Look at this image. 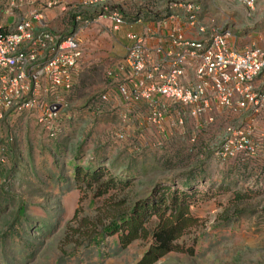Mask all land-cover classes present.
Here are the masks:
<instances>
[{
  "label": "rangeland",
  "instance_id": "obj_1",
  "mask_svg": "<svg viewBox=\"0 0 264 264\" xmlns=\"http://www.w3.org/2000/svg\"><path fill=\"white\" fill-rule=\"evenodd\" d=\"M155 4L148 0L150 12ZM254 5L240 7L224 30L264 50V11ZM85 62L83 77L75 75L72 89L57 97L63 128L56 137L38 124L39 106L8 114L0 123V264L138 262L149 240L121 249L116 235H97L126 206L87 197L78 203L83 195L72 167L88 164L135 179L130 200L143 198L148 180L179 189L187 180L197 192L191 211L198 225L178 241L184 249L194 243V254L172 252L155 264H264V109L228 111L218 124L193 131L187 125L193 116L179 114L183 125L175 122L162 131L126 107L112 109L113 97L99 100L107 89L93 80L104 81L108 73ZM254 90L263 93L264 87ZM55 99L45 95L38 104ZM238 132L256 152L236 150L235 157L218 159L215 153L226 140L238 147Z\"/></svg>",
  "mask_w": 264,
  "mask_h": 264
},
{
  "label": "built area",
  "instance_id": "obj_2",
  "mask_svg": "<svg viewBox=\"0 0 264 264\" xmlns=\"http://www.w3.org/2000/svg\"><path fill=\"white\" fill-rule=\"evenodd\" d=\"M8 1L12 9L15 0ZM234 1L251 7L260 0ZM57 4L58 0H50L46 7ZM191 9L192 6L187 7L188 11ZM112 17L115 24L123 23L122 17ZM188 20L195 26L194 15L191 14ZM44 22L42 13L34 11L28 18L17 21L13 30L0 34V123L8 114L39 106L37 122L50 136H54L62 111L57 97L60 92H68L73 87L81 54L80 38L76 30L66 35H55ZM76 22L82 29L88 27L92 20L77 16ZM198 32L205 33V28L199 26ZM229 37L228 29L213 32L200 41L188 40L181 32H174L170 41L177 50L169 60L167 72H163L162 63L151 71L147 70V55L142 39L132 35L125 65L130 71L129 82L133 86L130 89L125 84L120 85L119 95L134 102L143 99L150 101L153 96L161 97L163 102L151 104L148 116V123L159 129L168 110V101L192 107L189 111L191 116H199L207 111L211 107L210 102L220 109L260 112L264 109V92L255 91L252 82L264 75V50L255 45L238 50L229 44ZM188 59L199 61L196 67L198 82L191 88L180 82ZM155 78L159 80L158 83L153 82ZM45 95L56 99L49 104H38V99ZM99 100L107 101V95H101ZM176 123L182 126L183 118L179 117ZM238 133V147L232 149V141L226 140L215 153L218 159L235 157L236 150L245 151L248 155L256 152L250 140ZM7 140L12 142L13 139L8 137Z\"/></svg>",
  "mask_w": 264,
  "mask_h": 264
},
{
  "label": "crops",
  "instance_id": "obj_3",
  "mask_svg": "<svg viewBox=\"0 0 264 264\" xmlns=\"http://www.w3.org/2000/svg\"><path fill=\"white\" fill-rule=\"evenodd\" d=\"M49 1L15 0V6L10 9L8 0H0L2 27L9 32L13 30L17 21L28 18L31 12L38 11L42 13L47 29L53 34L66 35L78 31L81 54L76 67L77 78L80 74V77H83L84 62L90 59L92 66L100 68L99 73L103 71L108 73L104 81L100 77L93 81L107 89V98H114L112 109L124 112L126 107V111L134 112L135 117H141L147 123L151 104L162 103L163 99L153 96L150 101L143 99L134 102L123 99L118 92V87L122 84L129 86L130 89L133 86L129 82L130 71L125 65V57L132 44V35L142 39L144 52L147 55V70L151 71L158 63H162V71L167 72L169 60L174 57L177 50L170 41V36L174 32H181L188 40H203L213 32L226 28L227 19L237 18L240 14L239 8L243 6L234 0H153L156 3V11L150 12L146 5L148 0H58L57 5L46 7ZM255 5L259 13L264 11V0H260ZM190 6L192 9L188 11L187 7ZM191 14L195 16V26L188 20ZM113 15L122 17L123 23L115 24ZM77 16L89 18L92 22L88 27L81 29L76 22ZM199 26L205 28V33L198 32ZM228 29L230 31V28ZM237 35L238 33L230 35L228 39L233 48L244 50L253 46L254 43L249 44L250 42L246 41L248 39ZM198 64L197 59H188L185 62L180 77V82L185 87L191 88L198 82L196 77ZM153 82L158 83L159 80L155 78ZM262 85L264 87V75L252 82L254 89H259ZM210 105L211 107L198 117H190L192 119H189L190 124L187 125L191 131L193 128H203L207 123L218 124L224 120V115L228 111L237 112L232 109L224 112V109L217 108L212 102ZM167 106L168 110L160 128L162 131L169 129L176 122L177 115L189 114L192 108L183 107L173 101H168ZM172 113L176 114V120L168 115Z\"/></svg>",
  "mask_w": 264,
  "mask_h": 264
},
{
  "label": "trees",
  "instance_id": "obj_4",
  "mask_svg": "<svg viewBox=\"0 0 264 264\" xmlns=\"http://www.w3.org/2000/svg\"><path fill=\"white\" fill-rule=\"evenodd\" d=\"M6 33L8 31L1 27L0 34ZM57 125L58 128L51 137H56L61 132V120ZM72 173L76 189L83 195L78 203H81L83 197H87L97 200L96 202L113 200V205L117 207L126 206L108 224L101 227L97 235H116L121 249L137 240H149L147 249L136 264H155L172 252L194 254V243L185 249L178 245V241L199 222L191 211L197 201V192L187 180L181 183L180 189L161 181L148 180L146 182L149 189L143 198L130 200L129 193L135 186V179L121 178L93 164L74 165ZM77 211L79 207L76 214Z\"/></svg>",
  "mask_w": 264,
  "mask_h": 264
}]
</instances>
